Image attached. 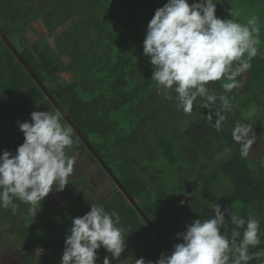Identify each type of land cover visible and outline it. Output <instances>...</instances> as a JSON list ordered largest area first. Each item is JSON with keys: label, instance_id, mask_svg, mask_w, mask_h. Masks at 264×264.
<instances>
[{"label": "trees", "instance_id": "obj_1", "mask_svg": "<svg viewBox=\"0 0 264 264\" xmlns=\"http://www.w3.org/2000/svg\"><path fill=\"white\" fill-rule=\"evenodd\" d=\"M165 3L0 0V28L57 103L0 35V154L4 150L15 154L24 142L19 122L30 121L31 113L42 111L47 100L50 111H60L58 105L63 108L67 117L60 111L61 123L73 130L74 144L67 154L75 160L76 154H86L89 169L95 165L101 169L107 186L103 194L88 174L78 178L75 161L69 184L63 191L50 192L37 206V215L19 200L14 201L15 213L0 208V236L5 238L0 248L24 264H60L72 218L89 212L92 203L104 207L124 229V252L135 254L125 260L122 253L112 264H137L141 258L156 261L183 242L177 233L189 223L213 215L209 197L214 189L226 195L222 211L231 208L242 217L251 214L259 219L261 243L249 248L254 258L248 264H264V255L255 256L264 253V155H254L253 146L243 157L241 145L232 138L237 123L251 128L253 141L264 133V0L217 3L216 14L221 18L246 23L258 16L263 46L251 59L250 69L236 77L241 86L226 92L221 87L225 80L209 85L218 105L222 96L230 103L219 131L209 123L208 109L194 104L191 114L178 111L151 79L154 69L143 54V41L149 21ZM31 24L46 28L51 47L47 53L40 42L26 49L17 42ZM215 119L213 114L212 123ZM225 218L230 230V216ZM97 251V264H103L110 253L103 247Z\"/></svg>", "mask_w": 264, "mask_h": 264}, {"label": "clouds", "instance_id": "obj_2", "mask_svg": "<svg viewBox=\"0 0 264 264\" xmlns=\"http://www.w3.org/2000/svg\"><path fill=\"white\" fill-rule=\"evenodd\" d=\"M218 2L167 0L147 25L143 54L149 57L154 69L151 79L163 97L186 115L193 112L194 104L208 109L207 119L219 131L230 103L222 96L218 105L209 85L225 80L221 87L226 92L241 86L236 77L250 69L261 29L258 16L246 23L218 17ZM62 119L60 111H33L30 121L19 122L24 142L15 154L8 150L0 154V208L15 213L14 201L19 200L37 215V206L50 192L63 191L69 184L75 159L66 149L74 139L72 128L63 126ZM251 131L240 123L232 130L243 157L254 142ZM210 208V218L195 219L177 233L183 242L174 244L170 254L163 252L156 261L141 258L137 264H248L254 258L249 248L261 243L259 219L251 214L242 217L231 208L222 211L218 203ZM101 247L110 253L103 264L118 260L126 248L124 229L104 207L92 203L89 212L72 218L60 264H97ZM260 255L264 253L255 254Z\"/></svg>", "mask_w": 264, "mask_h": 264}, {"label": "rangeland", "instance_id": "obj_3", "mask_svg": "<svg viewBox=\"0 0 264 264\" xmlns=\"http://www.w3.org/2000/svg\"><path fill=\"white\" fill-rule=\"evenodd\" d=\"M46 36H47L46 28H41L36 24H31L21 32V35L18 38L17 42L19 43L21 42V46L24 49L30 48L33 44L40 42L43 46L42 50L45 51L44 53H47L48 49L51 47L49 43L46 42ZM256 47L258 50L257 53L263 49V46H261L260 43H258ZM52 53L53 52H51V54ZM64 66L67 65L64 64ZM69 73H70V75L68 74L69 77L72 78L74 71L70 70ZM50 108L51 107L47 103V100L45 101V104L41 106L42 111H48L50 110ZM53 112H55V110H53ZM253 146L255 147L252 149ZM250 149H252V153L254 155H258V154H260L261 156L264 155V133L260 135L257 138V140L253 142ZM76 155H75L76 156L75 174L77 175V177L82 178L84 175L88 174L90 182L94 186H96L100 192L105 194V192L107 191V186L105 185V180H104L105 176L102 173L101 169H99L96 165L91 169H89V157L86 154L81 155L78 153ZM209 202L210 204H215V203L220 204L222 209V207L225 205L226 202V195L222 190L214 189L212 195L209 197ZM88 209L91 210V206ZM1 240L4 241L5 238L3 236H0V246H1ZM42 251H43L42 248L38 249L36 254L38 255ZM124 253H125L124 255L125 260H132L133 257H135V254L132 251L124 252ZM0 264H24V262L17 255L11 253L10 251H5L2 248H0Z\"/></svg>", "mask_w": 264, "mask_h": 264}, {"label": "water", "instance_id": "obj_4", "mask_svg": "<svg viewBox=\"0 0 264 264\" xmlns=\"http://www.w3.org/2000/svg\"><path fill=\"white\" fill-rule=\"evenodd\" d=\"M0 35L3 37V39L7 42V44L10 46V48L12 49V51L16 54V56L18 57V59L22 62V64L28 69V71L31 73V75L37 80V82L41 85V87L46 91V93L48 94V96L56 103L55 99L52 97L50 91L47 89V87L45 86V84L41 81V79L39 78V76L36 74V72L31 68V66L29 65V63L27 62V60L23 57V55L21 54V52L17 49V47L11 42V40L5 35V33L3 32V30L0 28ZM57 104V103H56ZM60 111L66 116L63 108L61 106H59ZM67 117V116H66ZM72 126L77 130V132L81 135V131L78 130V128L76 127V125H74L73 123H71ZM84 140L88 143V140L84 138ZM93 150V149H92ZM94 152V151H93ZM101 164L103 165V167L107 170V172L109 173V175L111 176V178H113V180L115 181V183L118 185L119 189L123 190V185L121 184L120 180L118 179V177L114 174V172L112 171V169L102 160L100 159ZM142 215L145 218V215L142 213ZM160 238L165 242V239L163 238V236L161 234H159Z\"/></svg>", "mask_w": 264, "mask_h": 264}, {"label": "crops", "instance_id": "obj_5", "mask_svg": "<svg viewBox=\"0 0 264 264\" xmlns=\"http://www.w3.org/2000/svg\"><path fill=\"white\" fill-rule=\"evenodd\" d=\"M124 253V252H123Z\"/></svg>", "mask_w": 264, "mask_h": 264}]
</instances>
